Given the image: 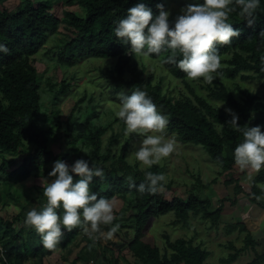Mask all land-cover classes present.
Segmentation results:
<instances>
[{"label":"trees","instance_id":"trees-1","mask_svg":"<svg viewBox=\"0 0 264 264\" xmlns=\"http://www.w3.org/2000/svg\"><path fill=\"white\" fill-rule=\"evenodd\" d=\"M59 2H77L85 8L84 16L71 10L64 11L63 18L73 27L74 35L65 36L59 46L57 57L62 64L71 67L86 56L116 58L117 62L111 74L115 90L128 87L132 91L134 87L142 88L160 112L167 116L169 132L176 134L184 142L201 146L211 160L220 166L221 172L230 171L236 166L232 154L234 148L243 140V135L233 132L226 125L222 130L218 127L231 117L193 89H189V95L174 99L163 92L161 84L154 85L150 80L144 81L140 72L133 66L134 56L127 54L129 46L115 37L116 23L124 18L128 8L144 2L154 14H158L157 4H163L168 10L166 0H22L15 10L0 8V43L9 49L7 54L0 53V151L14 154L27 143L34 144L36 148L15 167L12 166L11 159L4 157L0 163V181L17 184L33 174H44L46 170H52L54 162L58 159L68 160L71 165L78 159L88 160L90 165L93 162L103 168L104 179L94 178L90 185L91 191L98 197L109 200L119 197L125 202V208L117 212L114 223L120 225L119 229L131 228L134 232L127 240L135 260L133 264H206L210 253L201 245H195L183 237L173 241L167 237L166 244L171 252L162 254L158 246L143 239L144 230L152 217L169 212H174L175 223L186 225L189 214L193 211L196 215L201 213L203 218L211 220L212 226H216L221 218V207L210 210V200L193 192L186 199L178 195L167 199L161 190L154 195H141L135 189H129L127 176L132 175L136 184L144 180V172L137 165L131 166L127 159L132 137L126 138L124 145L117 152L112 147L114 138H111L103 149V135L113 124H101L94 120L92 116L97 114V110L92 105L87 106L83 123L78 121L82 117H78L75 126L67 122L64 128L63 121L55 115L54 109L49 115L43 111L40 76L33 56L46 43L48 36L57 30L62 20L52 12L54 4ZM229 22L233 24L234 29H240L241 34L233 38L230 45H217L221 57L232 55V58L227 59L229 65L222 66L219 70L221 75L235 77L240 70L245 69L253 73L242 74L243 78L258 77L262 80L264 38L260 36V32L264 31V0H261L253 26L249 27L241 20L238 10L230 14ZM168 55L170 52H162L159 56L149 57L160 60L162 66L174 78L186 79V75L175 65L162 63ZM179 58L177 56V59ZM128 69L132 70L130 77L127 76ZM206 88L214 99L238 112L239 126L260 125L264 132V99L259 94L244 88V95L240 100L219 78L211 85L206 84ZM69 89L70 83L63 80L59 93L65 95ZM57 99L58 95H55L53 106ZM50 121L53 122L48 125ZM79 126L82 129H79ZM61 129L72 149L62 155L49 147L50 135H57ZM162 170L163 167L159 165L149 169L160 174ZM73 176L76 182L79 177L75 174ZM262 181L264 168L252 180L249 195L253 202L257 201L258 196H264V188L259 185ZM39 191L42 207L46 200L43 197V189ZM58 214H62V209H58ZM23 215L24 211H20L12 220H5L0 216L2 264H26L29 259H42L45 255L52 254L58 247L68 248L69 251L72 247L70 245L83 236L79 228L66 231L55 249H45L34 229L25 225L16 227L15 224ZM225 230L227 233L235 230L247 231L242 248L230 244L235 250L229 257L230 262L235 260L241 251L249 247L255 248L257 241L244 223H228ZM118 259L119 257H105L104 262L119 264ZM246 264H264V252H257L255 258Z\"/></svg>","mask_w":264,"mask_h":264},{"label":"rangeland","instance_id":"rangeland-1","mask_svg":"<svg viewBox=\"0 0 264 264\" xmlns=\"http://www.w3.org/2000/svg\"><path fill=\"white\" fill-rule=\"evenodd\" d=\"M21 1L0 0V8L15 10ZM166 1L171 13L170 19L179 15L183 7L197 3V0ZM198 2L203 3V0H198ZM65 10H71L80 16L85 15V8L77 2L73 4L55 3L52 12L62 20L57 30L48 36L46 43L33 56L40 76L43 111L49 115V112L54 109L55 115L63 121L62 128H64L67 122L75 126L78 117H82L78 121L83 123L87 106L92 105L97 110V114L92 116L94 120L101 124H113L103 135V149L111 141L110 139L114 138L112 147L117 152L124 145L126 138L130 137L125 136L123 122L114 115L118 108V94L130 95L131 90L128 87L122 90L114 89L111 74L117 62L116 58L86 56L71 67L58 60L57 52L62 44V39L65 36L74 35L73 27L63 18ZM229 58H232L231 54L223 55L221 65H229L227 62ZM133 66L140 72L144 81L150 80L154 85L161 84L163 92L174 99L189 95V89H193L213 106L220 107L223 104L220 108L224 111L225 108H230L238 114L231 106L214 99L202 79L190 81L188 78H174L162 66L160 60L150 57H134ZM252 73L251 70L242 69L235 77L220 75L218 78L240 100L243 98L242 90L244 88L259 94L264 99V78L261 80L258 77L243 78L241 76ZM131 75L132 70L128 69L127 76ZM63 80L70 83V89L65 95L59 93ZM55 95H58V99L53 106ZM52 122L50 121L48 125ZM218 127L220 128V125ZM78 128L82 129L80 126ZM163 135L166 138H174L176 144L175 151L161 164H158L163 167L162 174L165 176L161 189L164 196L171 199L178 195L186 199L190 193H197L202 198L210 200V210L221 207L222 213L216 226H212L211 220L203 218L201 213L196 215L193 211L190 212L186 225L174 222L176 219L174 212L152 217L145 227L143 239L158 246L161 253L164 254L171 252L166 244L167 237L172 241L180 237L186 238L193 244L201 245L209 251L206 264H246L255 258L257 252H264V196H258L257 201L253 202L249 195L252 180L257 172L250 169L242 171L238 166L230 171L221 172L220 166L211 160L209 154L201 146L182 141L167 128ZM131 137V147L127 154L128 161L130 154L136 150L142 139L136 134H132ZM49 147L60 155L72 151L63 129L59 130L57 135H50ZM35 148L34 144L27 143L14 154L0 151V163L5 157L11 159L12 166L15 167ZM64 162L71 166L68 160L64 159ZM136 165L139 166L138 163ZM50 171L46 170L44 174H33L17 184L0 181V216L5 220H12L20 211H24V215L15 224L18 228L22 227L26 213L32 208L39 209L41 207L42 196L39 190L43 189V184L50 182L51 178L48 177ZM259 185L264 188V181ZM111 201L114 205V215L117 216V212H121L125 208V202L119 197H114ZM233 222L244 223L257 244L255 248L249 247L247 250L241 251L239 256L230 262L229 257L235 251L230 247V244L242 248L247 234V231L239 230L227 233L225 226ZM101 227L102 231L106 233L110 226ZM80 231L83 236L79 237L75 244L70 245L72 246L71 250L58 247L52 254L45 255L42 259H29L26 264H94L95 262L106 264L105 257H119V264L135 263L127 245V240L134 234L131 228H121L111 239L101 238L95 243L89 240L81 229ZM1 253L0 249V255ZM0 264H2L1 260Z\"/></svg>","mask_w":264,"mask_h":264},{"label":"clouds","instance_id":"clouds-1","mask_svg":"<svg viewBox=\"0 0 264 264\" xmlns=\"http://www.w3.org/2000/svg\"><path fill=\"white\" fill-rule=\"evenodd\" d=\"M261 0H203V3L189 4L170 21V11L163 4H157L158 14L144 2L127 9L124 18L116 23L115 37L128 45L127 54L134 57L159 56L170 52L164 64L175 65L190 81L202 79L211 85L221 73V56L217 45H230L239 37L240 29H234L229 22L232 12L249 27L256 22ZM264 38V31L260 32ZM9 49L0 43V53ZM177 56L180 58L177 59ZM264 61V57L261 58ZM264 71V68H262ZM118 108L114 115L124 124L125 136L136 134L142 137L136 150L130 154L129 164L144 172L143 182L136 184L132 175L126 177L129 189L137 193L154 195L163 188L165 176L149 171L161 164L175 151L174 138L163 133L169 123L152 98L142 88L134 87L130 95L118 94ZM223 104L220 105V107ZM225 113L231 117L224 124L233 132L242 133L243 140L233 150L236 166L243 170L259 171L264 168V132L260 125L241 127L239 116L230 108ZM156 133V134H150ZM75 174L79 177L74 182ZM50 182L42 185L46 203L39 209L26 213L24 225L34 229L45 249H55L64 233L79 228L95 243L98 239H111L120 225L114 223V205L109 199L98 197L91 191L94 178L104 179L103 168L88 160L78 159L68 166L63 160H56L48 173ZM62 209V214H58ZM101 226H110L105 233Z\"/></svg>","mask_w":264,"mask_h":264},{"label":"built area","instance_id":"built-area-1","mask_svg":"<svg viewBox=\"0 0 264 264\" xmlns=\"http://www.w3.org/2000/svg\"><path fill=\"white\" fill-rule=\"evenodd\" d=\"M0 249H1V247H0ZM2 250V249H1Z\"/></svg>","mask_w":264,"mask_h":264}]
</instances>
